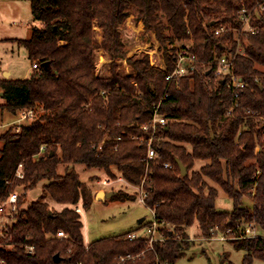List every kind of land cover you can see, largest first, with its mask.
I'll return each mask as SVG.
<instances>
[{"label": "trees", "instance_id": "1", "mask_svg": "<svg viewBox=\"0 0 264 264\" xmlns=\"http://www.w3.org/2000/svg\"><path fill=\"white\" fill-rule=\"evenodd\" d=\"M30 2L42 27H34L20 44L40 70L28 79L0 81L4 109L35 112L19 132L12 128L0 137V204L23 192L21 210L0 241V264H121L127 255L135 258L125 264H177L190 249L188 230L195 224L204 236L216 229L243 236L231 243L246 251L244 264L264 262V238L245 235L250 225L264 231V13L255 22L261 29L257 35L242 34L237 20L243 6L253 10L264 0ZM133 15L156 34L166 70L153 67L148 55L128 57L120 27ZM221 26L233 31L216 36ZM184 41H193L191 51L207 63L230 51L245 88L234 92L228 79H216L215 65L210 74L169 82L181 49L176 43ZM98 50L112 60L109 77L97 74ZM122 60L133 69L131 75L118 70ZM156 106L168 124L158 128L151 145L160 158L148 159L152 130L143 127L152 123ZM42 147L46 151L40 154ZM177 161L188 168L186 176ZM198 163L203 165L195 170ZM77 166L110 178L116 171L136 187L145 181V205L164 224L165 240L151 249L145 237L127 239L131 232L87 246L76 208L81 200L88 208L93 197ZM208 181L233 201L231 212L217 210L219 189ZM41 183L40 197L24 207L28 192ZM49 198L67 207L56 211ZM59 232L67 238H59Z\"/></svg>", "mask_w": 264, "mask_h": 264}, {"label": "rangeland", "instance_id": "2", "mask_svg": "<svg viewBox=\"0 0 264 264\" xmlns=\"http://www.w3.org/2000/svg\"><path fill=\"white\" fill-rule=\"evenodd\" d=\"M120 32L122 39L126 43V49L128 51V57H141L148 55L153 67L161 70H166V64L164 60V51L161 48L156 34L151 31H147L142 21L137 19L136 15L131 16L121 27ZM97 38L101 40L102 32L96 29ZM184 46H193V41H184L182 43H176V47L182 48ZM20 50L15 52V56L19 58L20 70L24 73L32 67V63L28 59L27 50L25 48H19ZM7 52V53H6ZM12 53L10 51H3L0 49V57L8 59ZM24 55V56H22ZM97 74L102 77H109L111 75L112 60L109 58L107 52L98 50L95 54ZM118 70L122 75L128 76L133 73V69L127 63L126 60L117 62ZM21 76V75H18ZM22 78V77H20ZM14 120H18L20 116L15 115L12 112H8ZM30 122L24 121L22 124ZM16 131V128H14ZM203 163H198L195 170H200ZM79 173L80 178L91 189L93 201L88 208H84L82 200L77 206L76 210H80L82 216V222L84 225L83 235L85 244H89L106 238L124 237L131 232H137L142 237H147V229L151 222L154 220L153 212L141 201V189L128 184L125 180L119 181L121 177L116 171L117 176L110 178L103 171L97 169H87L83 166L75 167ZM65 171L64 167L60 168V172ZM110 181V185L105 186L104 181ZM209 185L219 189V198L217 200V210L219 212H231L233 210V201L228 198L225 192L215 183L208 181ZM45 184V183H44ZM43 183H41L35 190L28 193L26 199L27 204L24 207H28L34 202L42 192ZM115 192L114 196L106 199L99 200L96 196L100 192ZM18 193L23 194L21 190ZM126 198L128 200H122ZM133 198H136L133 200ZM51 207L56 211H61L65 207L52 201L50 198L47 200ZM245 205H251V200L245 198ZM143 220L142 223L140 221ZM6 220L3 221V224ZM14 223V220H10V226ZM7 229H3L0 234V241H4L7 237ZM252 232L250 235H257L264 238V231L258 226L250 227ZM226 233V241H222V234ZM189 241L191 243L190 249L187 250L177 264H244L246 251L238 250L232 245V241L236 239H243V236L236 238L234 233H228V230L222 232L216 229L211 237L204 236L199 229L198 224H195L188 230ZM159 238V234L155 235ZM10 240V239H9ZM232 240V241H231ZM1 243V242H0ZM1 245V244H0ZM252 264H264L263 261L254 260Z\"/></svg>", "mask_w": 264, "mask_h": 264}, {"label": "built area", "instance_id": "3", "mask_svg": "<svg viewBox=\"0 0 264 264\" xmlns=\"http://www.w3.org/2000/svg\"><path fill=\"white\" fill-rule=\"evenodd\" d=\"M264 13V4L257 3L256 8L253 10H249L246 6H243L239 13H238V23L241 26V33L245 34L246 36H251V35H257L260 33V27L258 25H255V22L261 19L262 15ZM227 31H233L231 28H228L226 26H221L215 30L216 36H220ZM235 33V32H234ZM234 40L238 41V52H241V40L239 39V34L235 33L234 34ZM192 47L191 46H185L184 48H181L180 51L178 52L177 55V60L175 64V70L170 73L167 77V80L169 82L175 81L176 83H180V81L185 78V77H192L194 75H200L203 73H206L207 70H209L206 74H210L212 72L211 69H209L211 66L215 65L216 69L214 71V77L218 80H223L225 81L226 79L229 80V87L234 90V92L242 90L245 88V83L244 81L237 77L234 73V60L235 57L231 54V52H227L221 57L215 58L213 61L210 62H204L199 59V57L191 51ZM32 69L34 72L40 70L39 63L37 61L32 63ZM136 85V84H135ZM236 97L238 94H235ZM160 106H156L154 108V114H153V120L152 123L148 126L143 127V130L145 132H148L149 130H152V135L148 141V159H159V155L155 150L152 148V142L153 139H155V134L158 131L159 127H165L168 124V119L164 117L163 115L160 114L159 112ZM233 112V109H231L228 112V115H231ZM20 116L19 119V126L16 127V131H20V127L22 125V122L28 121V120H33L35 117V112L33 110H27V111H21L18 113ZM46 151V147L41 148V153H44ZM258 151H260V148H258ZM162 164L165 168H171V163L167 161H162ZM22 166H20V169ZM19 178H23V174L21 171L18 173ZM123 177L121 176L119 178V181H123ZM144 183H142L140 187L141 189V201L145 204V200L148 196V191L144 188ZM105 186L110 185V181L106 180L103 182ZM23 196V194H20L18 192L13 193L9 199L3 203L0 204V234L3 232V229H7L10 227V220H15V216L20 212L21 208L19 206V200ZM77 212H80L79 209H77ZM153 215H154V220L151 222L150 226H148L147 229V237L146 239L149 240V245L152 249L153 243L157 242L159 240L164 241V235L160 233V228L163 223H161L158 218L155 215V212L152 210ZM6 220V223L3 224V221ZM250 227H255V225H250L246 228V233L245 235L247 237H258L257 235H250L252 232L250 231ZM215 231H213L214 233ZM231 231L228 230V233ZM159 234V238H156L155 235ZM223 236L221 237L222 241H226V233L222 234ZM59 238H67V235L64 232H59L58 233ZM140 236L137 232L131 233L127 236V239L129 240H134L137 239ZM32 251L33 248H30ZM135 257L131 255H127L124 257H121L120 262L121 264H125L126 261L130 259H134Z\"/></svg>", "mask_w": 264, "mask_h": 264}, {"label": "crops", "instance_id": "4", "mask_svg": "<svg viewBox=\"0 0 264 264\" xmlns=\"http://www.w3.org/2000/svg\"><path fill=\"white\" fill-rule=\"evenodd\" d=\"M34 27H42V24L34 21L30 0H0V49L12 53L6 60L2 56L0 57V81L23 80L33 75L32 67L26 73L20 70L19 58L22 57L17 58L15 52L19 51V48H25L20 44V41L29 39L33 34ZM2 95L3 91H0V137L10 129L19 126L20 119L14 120L8 113L10 111L3 108L5 100ZM15 115L19 116V114ZM2 147L3 143L0 141V149Z\"/></svg>", "mask_w": 264, "mask_h": 264}, {"label": "water", "instance_id": "5", "mask_svg": "<svg viewBox=\"0 0 264 264\" xmlns=\"http://www.w3.org/2000/svg\"><path fill=\"white\" fill-rule=\"evenodd\" d=\"M224 82V81H223ZM3 97V95H2ZM178 162V165L180 167V170H181V175L182 176H186L188 174V168L181 162V161H177ZM115 194V192H100L98 193L96 199H99V200H106V199H109L111 197H113ZM50 216H52V213H50ZM143 220L140 221V223H142ZM55 262L56 263H60L61 262V258L59 255H56L55 256Z\"/></svg>", "mask_w": 264, "mask_h": 264}]
</instances>
